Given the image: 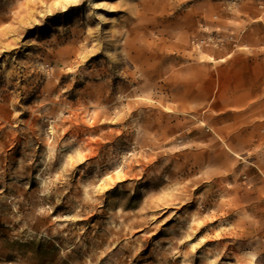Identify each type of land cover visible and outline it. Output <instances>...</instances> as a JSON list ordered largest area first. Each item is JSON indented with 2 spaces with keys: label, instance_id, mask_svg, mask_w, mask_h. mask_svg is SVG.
Masks as SVG:
<instances>
[{
  "label": "rangeland",
  "instance_id": "1",
  "mask_svg": "<svg viewBox=\"0 0 264 264\" xmlns=\"http://www.w3.org/2000/svg\"><path fill=\"white\" fill-rule=\"evenodd\" d=\"M0 264H264V0H0Z\"/></svg>",
  "mask_w": 264,
  "mask_h": 264
},
{
  "label": "crops",
  "instance_id": "2",
  "mask_svg": "<svg viewBox=\"0 0 264 264\" xmlns=\"http://www.w3.org/2000/svg\"><path fill=\"white\" fill-rule=\"evenodd\" d=\"M258 83V82H257ZM252 91L254 92V89L252 88ZM240 99H242V98H240Z\"/></svg>",
  "mask_w": 264,
  "mask_h": 264
}]
</instances>
